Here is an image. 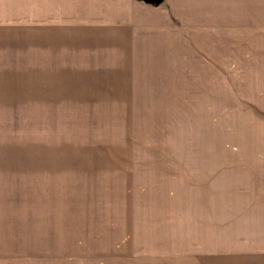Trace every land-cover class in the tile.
I'll use <instances>...</instances> for the list:
<instances>
[{
    "label": "rangeland",
    "instance_id": "374dc122",
    "mask_svg": "<svg viewBox=\"0 0 264 264\" xmlns=\"http://www.w3.org/2000/svg\"><path fill=\"white\" fill-rule=\"evenodd\" d=\"M0 264H264V0H0Z\"/></svg>",
    "mask_w": 264,
    "mask_h": 264
},
{
    "label": "crops",
    "instance_id": "0c3cea01",
    "mask_svg": "<svg viewBox=\"0 0 264 264\" xmlns=\"http://www.w3.org/2000/svg\"><path fill=\"white\" fill-rule=\"evenodd\" d=\"M128 8H129V5L127 6V9H128ZM132 15L134 16V20H135V16H136V15H135L134 13H133Z\"/></svg>",
    "mask_w": 264,
    "mask_h": 264
}]
</instances>
